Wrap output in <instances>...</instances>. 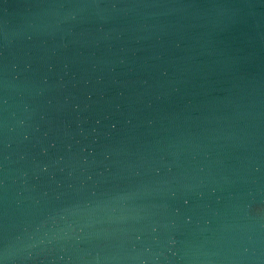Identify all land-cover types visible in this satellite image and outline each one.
Listing matches in <instances>:
<instances>
[{
	"label": "water",
	"instance_id": "95a60500",
	"mask_svg": "<svg viewBox=\"0 0 264 264\" xmlns=\"http://www.w3.org/2000/svg\"><path fill=\"white\" fill-rule=\"evenodd\" d=\"M0 264H264V0H0Z\"/></svg>",
	"mask_w": 264,
	"mask_h": 264
}]
</instances>
